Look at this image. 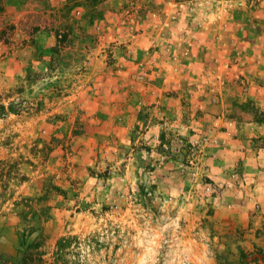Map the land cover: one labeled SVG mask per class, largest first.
Wrapping results in <instances>:
<instances>
[{"label":"rangeland","instance_id":"1","mask_svg":"<svg viewBox=\"0 0 264 264\" xmlns=\"http://www.w3.org/2000/svg\"><path fill=\"white\" fill-rule=\"evenodd\" d=\"M7 21L0 264H264V227L248 248L253 218L215 217L245 166L207 169L264 121V0H24Z\"/></svg>","mask_w":264,"mask_h":264},{"label":"crops","instance_id":"2","mask_svg":"<svg viewBox=\"0 0 264 264\" xmlns=\"http://www.w3.org/2000/svg\"><path fill=\"white\" fill-rule=\"evenodd\" d=\"M242 94H245L242 100H247L251 96L250 92ZM247 123L244 127L246 133H235L232 137L220 133L222 142L216 148V156L209 158L207 169L211 176L223 178L227 176L229 169L237 160L245 166L244 178L247 183L243 182L238 192L241 200L233 196L235 203L243 204L236 203L235 207L230 209L220 206L215 217L220 223L221 230L240 227L242 223L249 220V217L253 218L256 224L245 234L246 244L248 248H252L253 246H250L257 240L258 227L260 225L264 227V145H257L264 140V121L250 119ZM255 200L261 201V209H255L253 205Z\"/></svg>","mask_w":264,"mask_h":264},{"label":"trees","instance_id":"3","mask_svg":"<svg viewBox=\"0 0 264 264\" xmlns=\"http://www.w3.org/2000/svg\"><path fill=\"white\" fill-rule=\"evenodd\" d=\"M24 0H0V40H6L15 28V24L7 21V10L12 4L18 5Z\"/></svg>","mask_w":264,"mask_h":264}]
</instances>
